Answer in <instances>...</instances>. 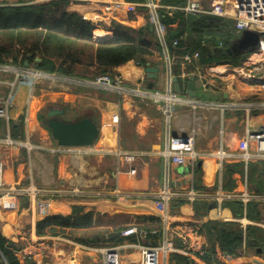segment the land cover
Instances as JSON below:
<instances>
[{
  "label": "crops",
  "instance_id": "crops-1",
  "mask_svg": "<svg viewBox=\"0 0 264 264\" xmlns=\"http://www.w3.org/2000/svg\"><path fill=\"white\" fill-rule=\"evenodd\" d=\"M50 1L8 0V5L0 6ZM116 1L127 4L126 18L108 13L106 6L99 3L70 2L67 10L98 25L93 34L97 42L113 36L114 21L134 30L152 25L160 51L146 57L143 65L131 60L106 73L122 78L126 89L123 97L91 84L105 75L96 67L78 66L68 76L46 73L36 68L40 56L29 67L15 65L11 58L6 61L26 76L22 79L16 81L14 73H0V97L13 94L9 120L0 118V162L4 165L5 180V186L0 188V235L15 244L13 253L21 264H103L101 253L107 248L119 249L121 264H140L142 247H156L170 239L177 251L162 264H186L185 258L194 264H208L201 254L208 245V237L199 234L205 223H237L246 219L252 225L264 220L263 203H259L261 219L248 220L247 204L243 203L244 216L239 218L228 205L234 201L226 200L221 207L213 201L220 188L226 195L245 192L246 174L249 193L253 196L264 193V160L246 163L242 159L246 151L255 154L257 150L254 142L246 141L248 132L264 125V110L250 114L244 109L245 104L264 102L262 77L258 73L248 79L237 70L247 65L246 70L253 72L261 55L252 53L237 67L205 65L208 83L204 86L196 76L198 66H202L199 61L186 63L182 49L165 40L167 27L162 15L173 16L176 10L192 3L208 9L214 5L212 1ZM152 4L164 26L163 39L151 22ZM228 13L234 14L232 10ZM222 19L235 24L232 18ZM198 20L191 25L193 34L189 36L186 18L183 41L187 46H195L194 26ZM209 47L218 52L215 44H207L211 53ZM147 68L159 70L155 79L146 72ZM210 68L214 69L212 73ZM35 73L40 74L37 80ZM191 78L197 88L194 97L188 94ZM174 79L178 80L181 93L177 95L181 100L167 113L168 94L171 90L176 93ZM133 90L145 92V97L133 95ZM187 99L209 107L197 106L193 110L184 104ZM50 106L64 111L59 119L67 124L80 122L87 116L97 118L99 136L94 146L89 147L90 153L72 154L59 146L47 126ZM119 108L121 118L114 121ZM193 130L198 153L194 161L176 165L160 154L166 150L170 138L187 136ZM6 137L26 145L5 143ZM115 148L142 154L134 165L137 170L134 176L127 173L129 165L124 162L121 172L118 171L117 158L103 152ZM220 152L226 157L222 159ZM33 185L40 194L12 191ZM191 191L199 195L193 202L186 197ZM59 216L71 217L68 228L58 226L38 233L40 221ZM78 218L82 219L75 226ZM238 224L244 229L248 226ZM129 227H137L147 235L121 237V232ZM178 235L186 236L190 246H183ZM241 252L244 255L245 251ZM249 254L250 257L243 256L234 264H264V255ZM228 261L233 263L232 259ZM0 264L6 262L0 260Z\"/></svg>",
  "mask_w": 264,
  "mask_h": 264
},
{
  "label": "trees",
  "instance_id": "trees-1",
  "mask_svg": "<svg viewBox=\"0 0 264 264\" xmlns=\"http://www.w3.org/2000/svg\"><path fill=\"white\" fill-rule=\"evenodd\" d=\"M35 1L29 0V3ZM24 3L21 2L18 6H0V63H6L11 58L15 65L23 66L25 62L31 65L40 56L41 62L35 65L42 72L68 76L73 75L78 66H84L96 67L100 73L106 74L131 60L143 65L146 57L153 56L161 49L151 24L134 30L114 21L111 26L113 36L104 42H97L93 34L98 30V25L78 13L69 12V1ZM162 16L167 27L165 40L168 43L178 41L183 56L199 53L198 61L201 65L230 64L237 67L252 54L221 56L210 53L207 44H215L219 39L224 48H230L241 35L236 32L235 24L220 17L200 16L194 26L195 46L190 47L183 41L186 34V13L176 10L173 16ZM228 205L237 217L244 216V204L241 201ZM259 208L257 201L248 203L245 217L248 220H260L262 212ZM81 219L78 218L73 224L78 226ZM70 223V216L51 217L40 221L37 229L39 234H43L58 226L66 229ZM199 234L208 237V245L202 255L208 264H234L243 256L250 257L249 252L255 256L264 255V229L257 226L248 225L244 229L238 222L208 221L200 228ZM15 248L14 243L0 235L1 261L6 264H21L13 253ZM241 250L245 251L244 255ZM228 259H232L233 263ZM183 261L194 264L186 258Z\"/></svg>",
  "mask_w": 264,
  "mask_h": 264
},
{
  "label": "built area",
  "instance_id": "built-area-1",
  "mask_svg": "<svg viewBox=\"0 0 264 264\" xmlns=\"http://www.w3.org/2000/svg\"><path fill=\"white\" fill-rule=\"evenodd\" d=\"M62 1H69V2H81V3H99L106 6L107 12L110 14L117 15L118 10H124V7L127 5L125 2H120L116 0H62ZM214 3V5H211L210 8L205 9L199 4L192 3L189 6H186L181 9L184 13H193L197 15H210V16H216L220 18H232L235 21V29L238 34H242L245 30H253L260 33H264V0H210ZM152 9V17L151 22L153 26L155 27L157 33L159 36L163 39L164 38V26L160 20V17L158 15V12L156 11V7L152 4L150 5ZM228 10L233 11V16H230L228 13ZM175 45H178V41L174 42ZM256 53H259L262 57V59L258 62L257 67L251 71H247L248 68L247 65H243L237 69L239 72L245 76L248 79L254 78L255 75L260 73L261 79V85L264 89V37L261 39L260 48ZM186 63L191 64L199 60L200 55L199 53H188L183 56ZM17 66H14V64H8V63H0V73L2 74H8V73H14L16 74V81L19 79H22L24 74H19L17 70ZM205 65L198 66L197 69H199V72L197 73V77L200 81L203 82V85H207V73L204 71ZM213 68H210L209 71L212 73ZM27 73V72H26ZM214 74V73H213ZM26 75H30V73H27ZM40 74L35 73L33 76L38 78ZM91 84L97 88L109 90V91H115L118 93L120 97H123L126 94V89L123 84V80L119 76H113V75H101L97 77L94 81L91 82ZM15 85V84H14ZM13 85V86H14ZM133 95H138L141 97H145V92L133 90ZM159 96V95H158ZM31 100V98H30ZM29 100V102H30ZM168 101V110L167 113L171 112L170 107L176 106L179 104V95L177 93H174L172 90L168 94V98L166 99ZM188 106H191L193 110L197 108V106H205L206 103L195 102L192 99L185 100V103ZM13 107V94L10 93L6 96L0 97V118L4 120H9L10 118V109ZM248 113H254L259 110H264V102L263 103H248L245 104L244 108ZM120 108L118 109L117 113L113 117L114 121H119L120 116ZM5 143L22 145V142H14L10 137H6L3 140ZM249 142H254L257 145V150L255 154H251L248 151H246L242 155V159L246 161V163L252 161V160H264V125L259 126L257 129H254L253 131L248 132V137L246 140ZM26 145V144H23ZM196 132L193 130L189 135L187 136H178L170 138L169 144L167 145V148L165 151L161 152L160 154L165 156L169 161H171L173 164L176 165H186L188 162L194 161L198 157V153L196 152ZM66 152L72 153V154H87L90 153L91 150L89 147H64L63 148ZM104 153H109L110 155H113L118 160V171L121 172V163H126L129 165L127 173L131 176H134L137 173L136 168L134 165L136 164L138 158L142 156L141 153L138 152H125L120 150L119 148H115L113 150L103 151ZM220 157L223 159L226 157V154L223 152H220ZM124 173V171H123ZM126 173V172H125ZM247 176V174H246ZM245 176L244 180V189L245 192L240 194H229L226 195L223 193V191L219 190V192L215 193L213 195V201L218 204V207H221L222 204L226 200L231 201H241L244 204H248L252 201H257L259 203L264 204V194L259 196H253L248 191V182L247 178ZM5 186V180H4V165L2 162H0V188ZM14 193L16 194H40V191L33 185L25 188L24 190H17L13 188ZM162 196L165 198V192H162ZM174 195L172 194V197ZM187 199L190 201H195L198 199L199 195L195 193L194 191H191L186 195ZM240 223H243L244 225H249L251 223L247 222L246 219L237 220ZM252 225H257L259 227L264 228V220H261L257 223H252ZM139 234H143L144 236L147 235L146 232L140 231L137 227H129L126 228L121 232V237L123 238H130L137 236ZM179 239L183 243V246L189 247L190 246V240L183 235H178ZM177 251V248L175 246V243L173 239L166 240L162 245L156 246V247H142L141 251V262L140 264H162L164 259H167L170 254ZM102 262L103 264H121V254L118 248H107L102 251ZM201 254L203 255V251H201Z\"/></svg>",
  "mask_w": 264,
  "mask_h": 264
},
{
  "label": "water",
  "instance_id": "water-1",
  "mask_svg": "<svg viewBox=\"0 0 264 264\" xmlns=\"http://www.w3.org/2000/svg\"><path fill=\"white\" fill-rule=\"evenodd\" d=\"M118 15L123 18L127 17L126 10H118ZM188 27L187 32L189 36H192V24L196 22L199 18L197 14L188 13L186 15ZM264 37V33H260L253 30H245L240 35L238 41L233 47L224 48L219 39L216 40L215 46L218 52H215L214 48H210L212 54H219L221 56H228L233 54H243V53H255L259 50L261 39ZM99 39V38H98ZM104 41V40H98ZM25 66L29 67V63L25 62ZM157 69L147 68L146 72L150 74V77L155 79L158 74ZM174 89L175 92L180 94V86L178 80L174 79ZM196 85L194 78H191L188 85V94L191 97L195 96ZM64 114L63 110H56L53 107L48 108L47 117L49 121L47 122L48 128L51 130L54 138L58 141L60 147H92L95 144L99 136L98 130V120L96 117L87 116L82 121L72 124H67L59 119L60 116Z\"/></svg>",
  "mask_w": 264,
  "mask_h": 264
},
{
  "label": "rangeland",
  "instance_id": "rangeland-1",
  "mask_svg": "<svg viewBox=\"0 0 264 264\" xmlns=\"http://www.w3.org/2000/svg\"><path fill=\"white\" fill-rule=\"evenodd\" d=\"M8 5V0H0V5Z\"/></svg>",
  "mask_w": 264,
  "mask_h": 264
},
{
  "label": "bare ground",
  "instance_id": "bare-ground-1",
  "mask_svg": "<svg viewBox=\"0 0 264 264\" xmlns=\"http://www.w3.org/2000/svg\"><path fill=\"white\" fill-rule=\"evenodd\" d=\"M221 70V69H220Z\"/></svg>",
  "mask_w": 264,
  "mask_h": 264
}]
</instances>
